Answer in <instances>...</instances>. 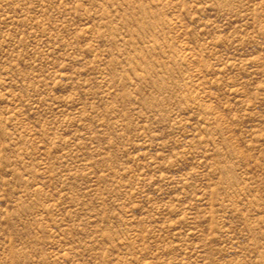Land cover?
Listing matches in <instances>:
<instances>
[{
	"label": "rangeland",
	"instance_id": "obj_1",
	"mask_svg": "<svg viewBox=\"0 0 264 264\" xmlns=\"http://www.w3.org/2000/svg\"><path fill=\"white\" fill-rule=\"evenodd\" d=\"M0 264H264V0H0Z\"/></svg>",
	"mask_w": 264,
	"mask_h": 264
}]
</instances>
